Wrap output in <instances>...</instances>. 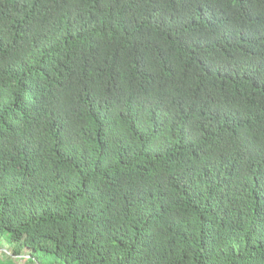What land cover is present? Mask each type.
<instances>
[{"label": "trees", "instance_id": "16d2710c", "mask_svg": "<svg viewBox=\"0 0 264 264\" xmlns=\"http://www.w3.org/2000/svg\"><path fill=\"white\" fill-rule=\"evenodd\" d=\"M0 241L264 264V0H0Z\"/></svg>", "mask_w": 264, "mask_h": 264}, {"label": "rangeland", "instance_id": "374dc122", "mask_svg": "<svg viewBox=\"0 0 264 264\" xmlns=\"http://www.w3.org/2000/svg\"><path fill=\"white\" fill-rule=\"evenodd\" d=\"M7 256L10 257V260L15 264H23L28 259L29 251H24L22 255L19 257H14L9 254L8 252V245L4 241H0V259L6 260ZM41 261H44L45 263L52 264V257L49 255H43L39 254Z\"/></svg>", "mask_w": 264, "mask_h": 264}]
</instances>
